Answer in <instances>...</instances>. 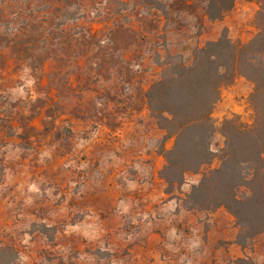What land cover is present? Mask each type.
Returning a JSON list of instances; mask_svg holds the SVG:
<instances>
[{"label":"rangeland","instance_id":"obj_1","mask_svg":"<svg viewBox=\"0 0 264 264\" xmlns=\"http://www.w3.org/2000/svg\"><path fill=\"white\" fill-rule=\"evenodd\" d=\"M207 0H0V264H264V234L234 244L223 208L192 210L201 174L170 187L145 93L170 55L186 65L223 32L247 43L258 5L221 21ZM252 85L221 91L212 119L252 123ZM218 166L214 161L201 173Z\"/></svg>","mask_w":264,"mask_h":264},{"label":"trees","instance_id":"obj_2","mask_svg":"<svg viewBox=\"0 0 264 264\" xmlns=\"http://www.w3.org/2000/svg\"><path fill=\"white\" fill-rule=\"evenodd\" d=\"M253 19L256 34L247 43L231 41L226 32L216 41L196 48L186 65L180 55L163 63L161 78L150 85L145 100L150 116L164 132L161 148L164 166L160 178L170 187L182 185L187 174H201L188 196L192 210L223 208L238 227L234 244L245 248L264 234V0ZM235 0H207L205 16L221 21L234 8ZM237 78L252 85L249 105L252 123L238 116L225 119L219 129L223 145L211 150L216 131L212 114L221 91ZM214 161L218 166L201 173ZM228 264H253L249 258Z\"/></svg>","mask_w":264,"mask_h":264}]
</instances>
